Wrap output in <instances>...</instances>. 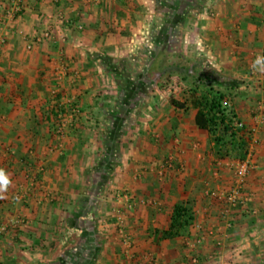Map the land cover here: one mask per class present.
<instances>
[{"label": "crops", "instance_id": "1", "mask_svg": "<svg viewBox=\"0 0 264 264\" xmlns=\"http://www.w3.org/2000/svg\"><path fill=\"white\" fill-rule=\"evenodd\" d=\"M9 28L0 59V168L13 183L0 199V223L20 217L21 224L0 235V264H128L131 257L148 253L154 264H189V253L177 241L154 244L150 232L167 228L173 205L195 194L197 188L188 181L191 172L206 176L210 166L216 167L212 174L221 178L223 186L216 188L222 193L233 174L224 160L210 155L211 142L196 127L190 105L186 111L174 107L153 85L145 105L119 108L131 114L129 129L125 117L116 124L112 115L123 88L119 83L132 81L128 89L138 94L149 58L175 39L188 58L203 61L204 70L239 82L229 102L257 138L253 166L243 183L252 201L244 211L231 210L227 222L210 215L196 219L193 230L201 226L196 236L203 241L193 252L208 258L204 264L264 261V74L251 68L264 48V0H24ZM45 28L53 37L27 48L24 36ZM60 57L66 65L62 88L68 89L67 96L79 102L82 114L108 115H95L98 127L75 122L81 130L60 144L54 140L64 147L46 156V133L52 135L53 128L44 116L51 93L45 83L53 79V61ZM127 66L140 73L137 82ZM107 80L111 96L106 102L112 107L92 101ZM110 129L113 148L108 153ZM150 198L158 204H150ZM118 218L131 236L128 252ZM210 229L213 236L205 233Z\"/></svg>", "mask_w": 264, "mask_h": 264}, {"label": "trees", "instance_id": "2", "mask_svg": "<svg viewBox=\"0 0 264 264\" xmlns=\"http://www.w3.org/2000/svg\"><path fill=\"white\" fill-rule=\"evenodd\" d=\"M162 54L163 51L159 48L150 57L147 70L141 74V83L156 85L162 89V79L165 80L166 84L168 81L172 82L173 77H177V81L180 82L179 85L184 86L183 98L182 101H179L174 99L173 96H169V103L184 111L190 105L194 110V123L198 129L207 133L211 142L210 150L214 159H216L215 161L243 160L247 154V142L252 133L237 117L233 105L229 102L232 97V90L238 86L239 82L231 76L216 70L204 71L191 60L185 59L183 54H180V57L184 58L185 63H171L163 68H158ZM261 54H264V48ZM114 68L111 67L110 70L114 71ZM129 84L128 86L123 85L124 87L121 88L118 106L112 111L113 118L117 120L116 124L124 117L123 115H126V113L119 112V108L127 110L138 102V94L133 96L134 89H128V87H133L134 83L130 81ZM54 97H56L55 104H52V108L44 116L48 121L51 120L52 123L57 125L60 121L58 113L63 109L61 108L62 104L58 103L59 94H54ZM77 111H80L79 108ZM72 117V121L75 122L76 114L74 113ZM238 123H242V126H237ZM113 135L114 132L112 133L110 129L108 140L105 138L109 141L105 145V147L110 148L108 153L112 150L113 140L111 137ZM107 165L106 167H108ZM194 205L195 200L192 198L176 202L170 213L168 227L165 229L153 228L151 230L152 243L158 244L163 240L175 241L177 237L187 232L191 226L193 227L195 219ZM220 205L221 210H223L226 202H222ZM234 210L244 211L245 209L238 205ZM253 264H264V261Z\"/></svg>", "mask_w": 264, "mask_h": 264}, {"label": "rangeland", "instance_id": "3", "mask_svg": "<svg viewBox=\"0 0 264 264\" xmlns=\"http://www.w3.org/2000/svg\"><path fill=\"white\" fill-rule=\"evenodd\" d=\"M163 39L165 40V38H163ZM175 40L176 41L174 43L173 42L170 43L171 44L170 47L169 46L168 47L165 46V44L162 47H160V49L163 51V54L161 56L160 64L158 65V68L159 67L163 68L164 66H166L168 64H171V63H176V64H183V63H185V61L183 60L184 58H181L180 57V54H183L185 56V59L191 60V62H193L197 66L201 67L202 70L207 69V68H203V65H205V64L203 63L202 60L194 61V59L188 58L183 53V51H182V49H183L182 48L183 47L182 44L178 43L179 42L178 39H175ZM149 60H150V58H149ZM53 62L55 63L56 61L54 60ZM147 67H148V65L145 66V68L143 70L144 72L147 70ZM127 69H128V72L130 73L129 76L134 79L133 80L134 82H137L136 77L140 73H136L137 71L134 69L133 66H130V67L127 66ZM204 71H210V70H204ZM55 72L56 73L53 76V79L51 81L45 83V89L48 90V91H51V93L49 94L50 95V99H49L50 104H49V107L48 108L51 109L52 108L51 107L52 104H55L56 97H54V94L58 93L59 94V101H58V103H61L62 104L61 105V108L63 110L61 112L63 113V115H71L72 113H75L76 114V117H77L75 119V122H77L79 124V127L82 126L83 124H86L85 127H90V128L92 126L98 127V124L97 123H99L100 120L99 119H96L95 118V115H98V116L101 115L100 117H102L106 113H104V114L103 113L102 114H100V113H98V114L97 113H85V114H82V112H81L82 109H81V105L79 104V102H77V100L74 97L67 96L68 94H66L65 92L67 91V93H68V89H66V87H63L62 88V85H63L62 82L64 81V79H65V77L67 75L66 71H65L64 75H61V77H59V75L57 74V71H55ZM138 79H139V77H138ZM118 83L119 82H117V84H116L117 87H118ZM179 83L180 82L177 81V77H173L172 78V82L168 81V82H166V84H165V80L162 79L161 80L162 89L158 88L156 85H153V87H154L153 89H155L159 93L160 92L163 93L164 99L167 102H169V100H168L169 96H173L174 99L179 100V101H182V98H183L182 91L184 90V86L183 85L182 86L179 85ZM102 84H103L102 90L100 89V90L97 91V89H96L97 92L95 91L96 96L98 95L97 96L98 97V100H94V97H92V99H93L92 101L93 102H98V103H101L102 102L101 104H103V105H101V106H103V107H105L107 105H109V106L112 107V102L111 101H110L111 103L110 102L109 103L106 102V100L109 99V97L111 96L110 93H108L106 87L107 86H111V84L109 83L108 80L107 81H104ZM119 84L121 86H123V85H126V86L130 85L128 81L121 82ZM63 86H66V84L63 85ZM151 88H152V85H149V84H145L144 86L141 87V90L142 91L140 90V92L138 93L139 94V96L137 98L138 99L137 100L138 102H136V104H133V106H135V108H136V106L137 107H140L141 105H145V102H146L147 97L150 96V95H147V90H151ZM45 89L42 91L43 93L46 91ZM69 102H71L72 104H70ZM72 108H74L75 111L72 112L71 111ZM78 108L80 110L79 112H77ZM132 111L133 112H136V110H132ZM107 115L108 114H106L105 116H107ZM123 116L127 120V122H126L127 123V129H129L130 128V125L132 124V120H129L131 114H129L128 116H126V115H123ZM82 119H84L85 121H82ZM103 120L104 119H102V121ZM75 122H72V124H70V125H68V127L64 128L63 129V135L64 136L60 135V137L58 136L59 134L56 131L57 130V125H55L54 123L51 122L52 128H53L52 129L53 134L50 135V133L49 134L46 133V138L45 139L48 140L46 142L45 146H44V150L46 151V156H48L49 154L51 155L53 153H56V151H59L60 148H63L64 147V143L61 142L62 144L60 146L57 143H55L54 140H57L58 143H59L63 138L67 137V135H69L70 133L75 134V132L77 130H81V128H74L73 125H74ZM88 122H91V124L88 123ZM90 130H92V129H90ZM51 137L53 138V141L50 143L49 141H50V138ZM54 137H56V138L54 139ZM153 138H155L154 135H153ZM114 146H116V145H114ZM3 149H5L6 152L11 153L12 155L13 154L14 155L17 154V151H15L16 153L11 151V147L4 146L3 145ZM68 152L69 151H67L66 153H64L61 157L59 156L58 158L59 159H63V156H65ZM56 154H59V153H56ZM203 155H207L206 152H205V154L203 153ZM210 155H212V153H210ZM223 166L226 167L229 170V174L232 175V173H233L232 172V168H230L229 165L226 166V165L223 164ZM38 168H39V165L37 166V170H38ZM215 168L213 166H210V169L208 171V174L209 175L207 174L206 176H205V174L207 172L204 173L202 176L200 174H196V172H191V174H189V176H188V177H190V180H188V181L191 183L192 187L193 188H197L195 194H191V197H190V198H192V199L195 200V205H194V215H195V219H194L193 225L195 224V222H197L196 219H198L200 216H204L205 218H207V216H209V215L211 217L212 216L213 217L216 216L218 218V220L227 222V218H223L222 217L221 205H220L222 202H225V201H223L222 199H217V197L211 196L208 193H205V190L207 188H209L208 189L209 190L208 192L215 191V192H218L219 194H224V192H227L230 189L231 185H232V184L228 185V183L227 184L226 183H223V184L226 185L225 186V191L223 193L220 192V189L221 188H219V190H217L216 184H219L220 187L223 186V185H221L222 183L219 180L221 178L218 179V176H217L218 173L216 175L212 174L213 173V170ZM200 181L201 182L203 181L204 183H201V185H200V183H199ZM233 181H234V178H232V182ZM16 194H18V193H16ZM19 194L18 195H15L14 196V200H12V201L15 202L16 199H17L16 196H19ZM154 199H156V198H154ZM154 199L153 198H150L148 200L149 201H152L150 204H156L157 205L158 203ZM132 202H133V204L135 203L134 199H132ZM211 204H212V206H211L212 208H210L211 213H209L208 207ZM216 208H217V210H216L217 212L214 211V209H216ZM19 218H16L15 220H17V222H14V223H10L9 222V219H8V222H6V224L5 223H0V226L1 227L2 226L5 227V229L0 233V235L3 234V233H5L8 230L7 228H9V227L10 228H13V229L17 228L21 224V221H20ZM193 227L191 226L190 229L187 232H185L184 234H182L180 237H177L178 239L175 240V241L178 242V243L176 242L177 245H178V248H180L181 250L185 249L184 251L186 253H189V255L187 257V260H186L187 263H189V264H204V261H206V259H208V258H202L200 256V253H198V254L197 253H194L195 252L194 250L197 249V247L201 244V242L203 240L201 242L198 241L197 236H199L198 233H200V232L198 230L197 231H194L195 229ZM199 230H201V229H199ZM208 231L209 230L205 231V233L207 234V236H213V232L214 231L212 230V233L211 234H208ZM201 234H202V238L203 239H206L205 236H204L205 234L204 233H201ZM187 241L189 242L188 243L189 245L186 244ZM166 242L168 243L169 241L166 240ZM171 242H174V241H171ZM218 243L219 242L217 240L216 241V246H220ZM132 246H133V243H131V247ZM173 246H175V245H173ZM155 260H156L155 257L153 255H151L150 253H148V255L145 258L144 257H141L139 259V258H132L131 257L130 263H128V264H154L155 263Z\"/></svg>", "mask_w": 264, "mask_h": 264}, {"label": "built area", "instance_id": "4", "mask_svg": "<svg viewBox=\"0 0 264 264\" xmlns=\"http://www.w3.org/2000/svg\"><path fill=\"white\" fill-rule=\"evenodd\" d=\"M90 2L94 3H100L103 0H88ZM24 8V0H0V59L2 56V50L7 42L8 35L10 33L9 27L10 24L17 20L23 11ZM81 28V26H79ZM53 37V32L49 28L42 29L38 32H35L32 36H24L26 47L31 48L33 44H39L43 42L44 40L51 39ZM56 60V58H55ZM56 71L59 77L61 75H64L66 65L62 61V58H58L55 62ZM68 103V102H67ZM72 104L71 102H69ZM71 111H75L74 108L71 109ZM78 112V111H77ZM73 114L71 115H63L62 112L58 113V119L60 120L57 124V133L60 135H63V129L68 127V125L72 124ZM237 126H242V123H238ZM252 133L251 138L247 142V154L244 157L243 160L240 161H232V160H225L224 165H229L230 168H232V174L234 181L232 182V185L230 189L227 192H224V194H219L218 192L211 191L207 192L211 196H215L218 199H222L226 202V206L221 210L222 217L227 218L230 211L237 207L238 205L242 207L243 209H246L248 206V203L252 201L253 197L250 192H245L243 183L244 178L249 170L250 167L253 166V147L252 145L256 142V136L255 131L253 129L250 130ZM251 144V148L249 147ZM169 164V161L167 162ZM167 164V165H168ZM165 169V166L163 167V170ZM152 201H149L151 203ZM119 220V234L121 238V242L123 244L124 249L128 252L129 248L131 247V236L124 230V227L122 225L121 218H118ZM5 229L4 226H0V233ZM196 229H201L200 225L196 226ZM212 230L208 231V234H211Z\"/></svg>", "mask_w": 264, "mask_h": 264}, {"label": "clouds", "instance_id": "5", "mask_svg": "<svg viewBox=\"0 0 264 264\" xmlns=\"http://www.w3.org/2000/svg\"><path fill=\"white\" fill-rule=\"evenodd\" d=\"M251 68L253 71L264 74V54L256 55L252 61ZM12 179L6 169L0 168V199H5L6 194L12 187Z\"/></svg>", "mask_w": 264, "mask_h": 264}]
</instances>
